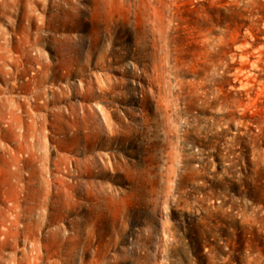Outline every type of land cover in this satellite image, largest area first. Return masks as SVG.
<instances>
[{"label": "rangeland", "instance_id": "1", "mask_svg": "<svg viewBox=\"0 0 264 264\" xmlns=\"http://www.w3.org/2000/svg\"><path fill=\"white\" fill-rule=\"evenodd\" d=\"M2 97L0 262L264 264V0H0Z\"/></svg>", "mask_w": 264, "mask_h": 264}, {"label": "bare ground", "instance_id": "2", "mask_svg": "<svg viewBox=\"0 0 264 264\" xmlns=\"http://www.w3.org/2000/svg\"><path fill=\"white\" fill-rule=\"evenodd\" d=\"M39 95V94H38ZM5 98V97H4ZM3 97L0 99V119L1 118H3V116H5L4 115V112H6L7 111V107L6 106H8L7 105V103H8V99H4ZM10 103V102H9ZM11 107H13V106H11ZM10 111V110H9ZM12 111V110H11ZM10 111V112H11ZM8 112V111H7ZM8 115V114H7ZM5 118V117H4ZM0 123H2V122H0ZM66 125H67V123H66ZM72 125V124H71ZM62 129V128H61ZM58 147H59V145H58ZM61 160H62V158H60ZM64 159V158H63ZM59 160V159H58ZM65 161V160H64ZM56 162H58V161H56ZM1 193L2 192H0V197L1 198H3L2 197V195H1ZM6 196H8V195H6ZM3 200V199H2ZM2 200H1V202H2ZM11 200V199H10ZM9 200V198L8 197H5L4 198V202L6 203V204H8V202H11ZM63 201V200H62ZM43 202V201H42ZM63 202H65V201H63ZM66 203V202H65ZM65 203H63V204H65ZM10 204V205H9ZM8 205H6L5 206V208H3L2 209V211L0 212V236L3 238V240L2 241H0V242H3V241H5L6 240V238L9 236V234H10V230H11V225H13L12 224V222L14 221V216H13V214H12V202L11 203H9ZM62 205V204H61ZM58 207H60V202L57 200V201H54V208L55 209H57V211H58ZM64 208V207H63ZM45 213V212H44ZM43 214V213H42ZM61 214V213H60ZM54 215V214H53ZM40 216V215H39ZM46 216V215H45ZM60 216V215H59ZM42 217V216H41ZM44 217V216H43ZM56 218V217H55ZM57 219V218H56ZM61 219V218H60ZM14 223V222H13ZM29 227V226H28ZM71 229V231H73V233L71 232L70 234H68V238H67V240L69 239V242H70V240L75 236L74 235V229L72 228V227H70ZM53 230V229H52ZM49 231H51V230H49ZM59 231V228H57L56 229V231H55V229H54V231H51L50 233H48V235L50 236V237H53L54 235H56V233ZM66 231H68L67 229H66ZM56 232V233H55ZM15 233V232H14ZM16 234V233H15ZM58 234V233H57ZM60 234V233H59ZM29 235V234H28ZM73 236V237H72ZM1 238V239H2ZM77 238V237H76ZM5 239V240H4ZM47 239V238H46ZM45 239V240H46ZM48 239H49V237H48ZM66 243H68V242H66ZM72 244V243H71ZM50 247V243H49V240L48 241H39V242H33L32 244H30V247L28 248V249H26L25 251H23L22 253H21V255H19V257H12V256H8V258L11 260V261H13V264H27L28 262L30 263V261H32V263H33V261H35V262H38V261H40V253L43 251L44 252V256H45V258H50L49 256H50V254H49V248ZM72 250H73V248H72V246L71 247H69L68 248V250L67 251H65V256H67V255H69V253H70V251L72 252ZM51 253V252H50ZM55 254V253H54ZM56 255V254H55ZM62 258V257H61ZM42 260V259H41ZM11 261H9V262H11ZM53 261V260H52ZM52 261H50V262H52ZM9 262H7V261H5V259L2 261V262H0V264H10ZM50 262H49V264H50ZM57 262H56V260H55V264H56ZM61 263V262H60ZM51 264H54V263H51ZM58 264H59V260H58ZM63 264H69V261H64V263Z\"/></svg>", "mask_w": 264, "mask_h": 264}]
</instances>
